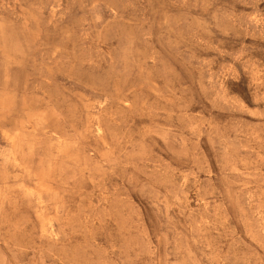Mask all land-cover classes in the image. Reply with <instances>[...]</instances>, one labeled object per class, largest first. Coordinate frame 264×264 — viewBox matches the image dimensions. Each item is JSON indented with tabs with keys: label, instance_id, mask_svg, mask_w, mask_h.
Listing matches in <instances>:
<instances>
[{
	"label": "rangeland",
	"instance_id": "rangeland-1",
	"mask_svg": "<svg viewBox=\"0 0 264 264\" xmlns=\"http://www.w3.org/2000/svg\"><path fill=\"white\" fill-rule=\"evenodd\" d=\"M0 264H264V0H0Z\"/></svg>",
	"mask_w": 264,
	"mask_h": 264
}]
</instances>
